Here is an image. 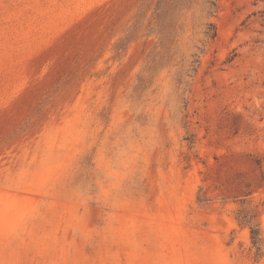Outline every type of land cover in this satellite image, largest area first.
<instances>
[{
  "label": "rangeland",
  "instance_id": "1",
  "mask_svg": "<svg viewBox=\"0 0 264 264\" xmlns=\"http://www.w3.org/2000/svg\"><path fill=\"white\" fill-rule=\"evenodd\" d=\"M209 1L0 0V264H264V0Z\"/></svg>",
  "mask_w": 264,
  "mask_h": 264
},
{
  "label": "trees",
  "instance_id": "2",
  "mask_svg": "<svg viewBox=\"0 0 264 264\" xmlns=\"http://www.w3.org/2000/svg\"><path fill=\"white\" fill-rule=\"evenodd\" d=\"M206 5L207 6H205L203 12L211 15L212 14L211 10L212 8H215V3L214 1L207 0ZM207 26H208V34L210 32V38H212L214 36L213 25L212 23H209Z\"/></svg>",
  "mask_w": 264,
  "mask_h": 264
}]
</instances>
